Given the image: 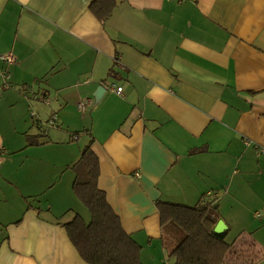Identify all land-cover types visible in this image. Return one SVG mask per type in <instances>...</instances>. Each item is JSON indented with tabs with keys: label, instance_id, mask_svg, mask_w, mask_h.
I'll use <instances>...</instances> for the list:
<instances>
[{
	"label": "crops",
	"instance_id": "obj_1",
	"mask_svg": "<svg viewBox=\"0 0 264 264\" xmlns=\"http://www.w3.org/2000/svg\"><path fill=\"white\" fill-rule=\"evenodd\" d=\"M93 1L0 0V264H88L61 224L73 178L37 198L87 144L141 264H171L156 202L208 193L264 264V0H114L104 24Z\"/></svg>",
	"mask_w": 264,
	"mask_h": 264
},
{
	"label": "trees",
	"instance_id": "obj_2",
	"mask_svg": "<svg viewBox=\"0 0 264 264\" xmlns=\"http://www.w3.org/2000/svg\"><path fill=\"white\" fill-rule=\"evenodd\" d=\"M114 5V0H94L90 10L104 24ZM40 143L31 139L28 142ZM71 170L72 191L87 209L89 218L85 220L75 213L61 224L79 255L88 264H141V245L124 231L105 192L98 187L99 163L90 144L80 149ZM214 204L213 198L205 196L194 205L156 202L164 240L168 243L172 240L168 252L171 264H249L262 255L253 240L239 234L227 241V230L222 233L213 230L219 217ZM170 225L180 228L182 234L167 236L165 228Z\"/></svg>",
	"mask_w": 264,
	"mask_h": 264
},
{
	"label": "rangeland",
	"instance_id": "obj_3",
	"mask_svg": "<svg viewBox=\"0 0 264 264\" xmlns=\"http://www.w3.org/2000/svg\"><path fill=\"white\" fill-rule=\"evenodd\" d=\"M48 130H51V131H53V130H55V128H50V129H48ZM64 130H66V129H64ZM72 133H74V132H72ZM68 135V134H67ZM47 137H49L48 135H47ZM87 135L86 134H83V133H80V136H79V139L77 140V141H72V146H82V145H84L86 142H87ZM65 150V152H67V153H69V154H71L72 153V149H70V150H66V149H64ZM73 176H74V173H73V171L70 169V168H68V167H62V168H56L55 169V178H56V182H55V184H54V187L49 191V192H47V193H44V194H39L38 196H37V198H38V200H39V202H43L44 201V199H50L52 196H54V197H56V195H57V193H58V190L59 189H62V190H64V185H65V187H66V185H68V182H70L71 181V179L73 178ZM67 182V183H66ZM69 186V185H68ZM66 189V188H65ZM69 190V189H68ZM69 193H70V191H69ZM72 194V193H71ZM72 196V198H74V200L76 201V202H78V204L81 206V208H82V210H74V209H72L74 212H72V210L71 211H69L67 214H66V216H64V218L65 219H70L73 215H74V213H79L80 215H82L83 217H85V218H87L88 219V212H87V209L84 207V205L79 201V199H77L73 194L71 195ZM50 197V198H49ZM165 231H166V234H167V236H170L172 233H174V234H182V231H181V229L180 228H178L177 226H174V225H170L168 228L166 227L165 228ZM176 236V235H175ZM234 239V235L230 232V233H228V235H227V237H226V240L227 241H232Z\"/></svg>",
	"mask_w": 264,
	"mask_h": 264
},
{
	"label": "built area",
	"instance_id": "obj_4",
	"mask_svg": "<svg viewBox=\"0 0 264 264\" xmlns=\"http://www.w3.org/2000/svg\"><path fill=\"white\" fill-rule=\"evenodd\" d=\"M0 60L3 62L4 64V68H1L0 69V81L2 82V85H7L8 84V78H9V71H8V66L10 64H13L15 62V56L13 55V53L11 52H8V53H5V54H1L0 55ZM121 91H122V88L121 87H117L115 88V92L119 95H121ZM38 100H41L43 103H49L50 102V99L48 97V95L45 93V94H42L39 96ZM83 105L80 104V107H82ZM32 115L34 116L35 114L32 113ZM46 126L47 127H53L55 126V116L51 117L48 121H46ZM73 138H76V136L72 135ZM260 151H264V146H261L260 147ZM208 196H205V197H209L210 196V193L207 194Z\"/></svg>",
	"mask_w": 264,
	"mask_h": 264
},
{
	"label": "water",
	"instance_id": "obj_5",
	"mask_svg": "<svg viewBox=\"0 0 264 264\" xmlns=\"http://www.w3.org/2000/svg\"><path fill=\"white\" fill-rule=\"evenodd\" d=\"M103 89H104L103 86H99V88L97 89L98 91L94 94L96 101H98V99H99V97H100V92H101V90H103ZM214 207H216V206L214 205ZM225 229H226V225L224 224V222H223L222 219H219V220L216 222V224H215V226H214V228H213V230H214L215 232H217V233H222V232L225 231Z\"/></svg>",
	"mask_w": 264,
	"mask_h": 264
}]
</instances>
